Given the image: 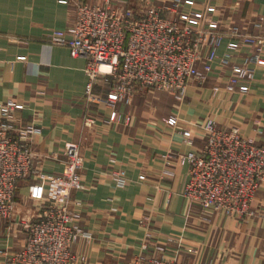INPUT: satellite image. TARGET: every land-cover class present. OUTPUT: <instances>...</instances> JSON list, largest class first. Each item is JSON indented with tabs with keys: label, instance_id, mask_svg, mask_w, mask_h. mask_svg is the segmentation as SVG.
I'll return each mask as SVG.
<instances>
[{
	"label": "crops",
	"instance_id": "crops-1",
	"mask_svg": "<svg viewBox=\"0 0 264 264\" xmlns=\"http://www.w3.org/2000/svg\"><path fill=\"white\" fill-rule=\"evenodd\" d=\"M184 1L199 23L218 29L237 25L264 40V0ZM74 20L73 0H0V105L15 101V125L40 128L28 145L42 171H62L67 143L78 144L84 156V187L72 191L71 209L78 227L90 237L71 245L76 264H125L140 243L164 246L168 237L176 243L168 245L167 254L173 255L171 249L178 245L174 255L181 262L264 264V182L247 217L207 212L180 194L188 166L177 159V153L200 150L204 144L196 136L189 145L181 128L209 116L217 127L237 125L244 136L264 144V49L245 93L220 89L212 94L211 88H222L229 73L227 67L218 68L217 60L207 80L192 82L182 101L139 91L130 103L117 102L111 108L104 97L98 102L87 99L85 59L49 42L52 29ZM229 43L236 48L229 50ZM227 51L232 53L231 65L242 63L255 47L226 38L217 52L220 56ZM108 89L99 83L93 91L104 96ZM86 119L92 121L85 125ZM115 174L126 179L123 186L115 185ZM36 183L33 175L19 181L12 215L0 220V264L4 253L23 245L26 222L42 211L43 203L30 196Z\"/></svg>",
	"mask_w": 264,
	"mask_h": 264
},
{
	"label": "built area",
	"instance_id": "built-area-1",
	"mask_svg": "<svg viewBox=\"0 0 264 264\" xmlns=\"http://www.w3.org/2000/svg\"><path fill=\"white\" fill-rule=\"evenodd\" d=\"M75 20L72 25L52 29L49 42L66 46L73 57L85 59L89 101H101L115 108L117 102L130 103L139 92H165L182 101L192 82L202 84L215 69L229 68L223 87L211 88L213 95L222 89L226 94L245 93L247 82L263 62L264 40L241 30L237 25L212 28L195 20L194 9L184 0H73ZM259 17L256 26H260ZM226 38H237L251 44L255 51L242 63L229 64L232 53L218 55ZM229 50L236 46L227 45ZM107 84L108 92L94 93L98 84ZM15 101L0 105V220L10 219L19 181L36 176L30 196L43 203L40 214L26 222V240L13 251L6 252L1 264H76L71 245L90 233L82 231L71 209L73 190L84 187V156L78 144L67 143L64 166L59 173H46L34 163V152L28 145L31 135L40 128L16 126L13 122ZM113 114L115 111L112 112ZM85 125L92 120H85ZM192 146L193 139L204 140L202 149L177 153L180 164L188 166V175L180 194L204 211L219 212L230 217H247L256 191L264 182V144L244 136L237 125L219 128L209 116L180 130ZM171 174V171H166ZM116 186L126 179L115 174ZM146 240V239H145ZM173 238L164 246L148 248L140 243L137 253L125 264H195L177 259Z\"/></svg>",
	"mask_w": 264,
	"mask_h": 264
},
{
	"label": "rangeland",
	"instance_id": "rangeland-1",
	"mask_svg": "<svg viewBox=\"0 0 264 264\" xmlns=\"http://www.w3.org/2000/svg\"><path fill=\"white\" fill-rule=\"evenodd\" d=\"M158 93H165V92H159V91H156V94H158ZM167 94V93H166ZM141 95H146V94H141ZM169 95V94H168ZM175 248H176V250H179L178 249V245L177 246H175Z\"/></svg>",
	"mask_w": 264,
	"mask_h": 264
}]
</instances>
